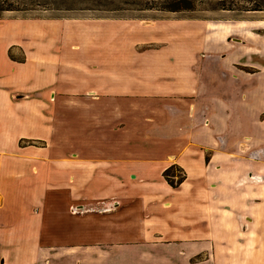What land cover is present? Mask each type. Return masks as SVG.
I'll use <instances>...</instances> for the list:
<instances>
[{"label":"rangeland","instance_id":"obj_1","mask_svg":"<svg viewBox=\"0 0 264 264\" xmlns=\"http://www.w3.org/2000/svg\"><path fill=\"white\" fill-rule=\"evenodd\" d=\"M162 1L9 0L18 9L0 13V57L24 63V71L30 74L32 68L26 65L39 63L41 77L37 82L24 76L17 84L18 94H13L14 100H31L29 109L23 111L22 129L9 134L7 141L0 132V144H7L9 151L0 155V165L5 166L0 177V210L7 213L0 215V238L5 228L24 229V243L18 247L31 249L27 264H62L53 261L49 254L53 250L43 248L47 244L65 245L85 238L117 243L143 237L137 219L144 215L128 219L102 215L115 212V197L102 198L86 208L61 184L66 171H79L80 156L112 158L129 141L138 149L147 143L144 127L156 108L149 111L142 97L130 100L125 95L149 93L144 90L149 83L144 74L150 75L144 72L145 62L163 59L162 65L154 67L158 81L166 77L160 70L172 51L184 61L180 70L187 69L189 59L228 51L229 45H235L233 50L251 51L254 60H264V0H191L192 10L182 11L165 10ZM128 81L134 82L135 89H129ZM117 87L128 90L115 91ZM64 159L77 164L64 167ZM49 164L53 170L48 171ZM168 168L167 178L163 176L177 186L184 172L176 165ZM256 173L253 169L252 174ZM134 176L130 175L135 187L129 188L138 191L147 185L148 179L138 181ZM244 179L242 184L249 180ZM254 184L262 186L263 196L258 192L261 203L253 212L264 211L263 174ZM87 211L100 215H82ZM240 220L245 228L246 219ZM117 222L127 223V230L115 229ZM13 247L10 243L7 264ZM16 258L9 264H16Z\"/></svg>","mask_w":264,"mask_h":264},{"label":"crops","instance_id":"obj_2","mask_svg":"<svg viewBox=\"0 0 264 264\" xmlns=\"http://www.w3.org/2000/svg\"><path fill=\"white\" fill-rule=\"evenodd\" d=\"M229 46L225 52L189 59L186 70H180L184 61L172 51L160 70L166 77L158 81L155 77L159 73H153L154 67L162 65L163 59L157 62L154 57L145 62L144 72L150 71V75L144 74L149 78L148 83L144 77L147 80L144 90L149 93L125 95L130 100L142 97L149 111L156 108L154 117H147L149 123L144 127L147 143L138 149L129 141L127 146L115 150V157L109 155L112 158L80 156L79 171H66L61 184L84 207L96 205L105 197H115V212L102 215H126L127 219L130 215H144L137 219L141 220L138 225L143 237L117 243L85 238L65 245H43L53 250L49 251L55 258L53 261L264 264V211L253 212L261 203L258 192L263 196L262 186L254 182L264 176V60H254L253 53L245 48L233 50L235 45ZM23 64L7 55L0 57V132L1 139L6 141L9 134L22 129L23 111L31 105V100L12 98L19 90L18 82L24 76L34 77L37 82L41 78L39 63L26 65L31 66V74L24 71ZM128 82L129 89H135L134 82ZM118 90L128 89L115 88ZM32 103L39 105L36 101ZM125 128L131 133L127 125ZM0 146V155H6L7 144ZM75 162L64 159L63 165L71 167ZM172 165L184 172L177 186L169 184L163 176ZM4 167L0 165L1 178ZM51 169L49 164L48 171ZM253 169L258 173L252 174ZM131 174L138 181L148 179L147 185L138 191L129 188L135 187ZM244 178L249 180L242 184ZM47 184L49 187L50 177ZM4 212L0 210V215H7ZM82 215L100 214L87 211ZM243 218L247 221L245 228L241 227ZM126 225L117 222L115 229L127 230ZM2 234L0 261L4 257L7 264V251L13 243L15 247L10 249L14 255L8 264L15 256L16 264H27L31 249L18 247V243H24V229L5 228Z\"/></svg>","mask_w":264,"mask_h":264},{"label":"trees","instance_id":"obj_3","mask_svg":"<svg viewBox=\"0 0 264 264\" xmlns=\"http://www.w3.org/2000/svg\"><path fill=\"white\" fill-rule=\"evenodd\" d=\"M149 1H146V4L148 5ZM162 7L165 10L169 11H182V10H192V1L191 0H163L162 1ZM161 6V5H160ZM17 7H14L12 3H9V0H0V13L4 10H17ZM261 8H253V10H260ZM170 172V168H167L163 174L167 178L168 174ZM183 177L179 179V182H181ZM172 186L175 185L171 182H169Z\"/></svg>","mask_w":264,"mask_h":264},{"label":"water","instance_id":"obj_4","mask_svg":"<svg viewBox=\"0 0 264 264\" xmlns=\"http://www.w3.org/2000/svg\"><path fill=\"white\" fill-rule=\"evenodd\" d=\"M21 96H23V95H18V97H21Z\"/></svg>","mask_w":264,"mask_h":264},{"label":"built area","instance_id":"obj_5","mask_svg":"<svg viewBox=\"0 0 264 264\" xmlns=\"http://www.w3.org/2000/svg\"><path fill=\"white\" fill-rule=\"evenodd\" d=\"M182 177H184V175Z\"/></svg>","mask_w":264,"mask_h":264}]
</instances>
